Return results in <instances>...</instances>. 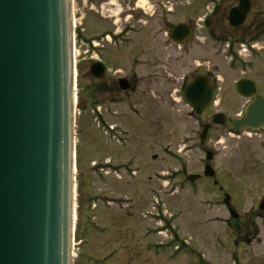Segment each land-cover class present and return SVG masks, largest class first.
Wrapping results in <instances>:
<instances>
[{
  "label": "rangeland",
  "instance_id": "1",
  "mask_svg": "<svg viewBox=\"0 0 264 264\" xmlns=\"http://www.w3.org/2000/svg\"><path fill=\"white\" fill-rule=\"evenodd\" d=\"M161 1L162 8L156 0H73V264H96L87 255L97 256L105 238H127L138 246L148 224L152 241H162L160 249L170 254V258L153 255L152 264H264V210L259 207L264 199V137L227 133L243 102L235 91L236 82L246 76L264 95V0H249L246 22L235 28L226 18L238 0H224V12L219 8V16L208 26L201 19L209 14L213 0ZM162 14H166L162 30L169 32L184 23L192 29L189 39L176 44L158 33L155 17ZM257 30L259 38H250ZM105 31L109 37L100 40ZM243 45L246 55L238 53ZM100 56L109 60V78L126 74L131 82L136 76L139 104L135 103L138 92L127 94L117 85V96L99 93L103 81L97 79L105 75L93 78L89 71ZM244 64L243 75L236 66ZM199 74L214 79L217 96L209 109L195 115L181 96L186 83ZM105 88L111 85L106 83ZM217 112L225 114L228 122L213 130L211 136L217 137L204 144L215 151L206 163L224 190L232 193L238 219L229 218V223L244 222L259 230L250 244L238 243L236 249L224 230L229 216L218 206L206 205L218 200L220 193L210 179L180 187L182 166L201 174L204 155L193 147L203 124ZM108 124L114 126L113 133L102 129ZM101 164L113 167L103 169ZM104 218L114 225L111 233L98 236L95 228L105 223ZM182 240L194 244L207 263L192 262L188 247L182 250Z\"/></svg>",
  "mask_w": 264,
  "mask_h": 264
},
{
  "label": "water",
  "instance_id": "2",
  "mask_svg": "<svg viewBox=\"0 0 264 264\" xmlns=\"http://www.w3.org/2000/svg\"><path fill=\"white\" fill-rule=\"evenodd\" d=\"M248 11V0H239L229 25H241ZM191 34L184 23L169 31L179 44ZM90 73L98 78L101 64L93 63ZM251 84L242 81L237 89L251 94L244 92ZM120 85L126 89L128 82ZM215 94L199 74L184 86L182 100L199 115ZM75 102L73 0H0V264L73 263ZM212 122L223 124V113ZM234 126L263 128L264 98L253 100ZM203 174L214 170L207 164Z\"/></svg>",
  "mask_w": 264,
  "mask_h": 264
},
{
  "label": "flooded vegetation",
  "instance_id": "3",
  "mask_svg": "<svg viewBox=\"0 0 264 264\" xmlns=\"http://www.w3.org/2000/svg\"><path fill=\"white\" fill-rule=\"evenodd\" d=\"M156 1H158V5L157 6L160 5L161 8H162V1L161 0L160 1L156 0ZM206 1H209V0H205V2ZM213 1H214L213 3L209 2V4L212 5L209 14H205L203 19H201V21H204L207 26L210 24L212 19L217 18V16H219L218 15L219 8L221 9L220 12L221 11L224 12L223 11L224 7H225L224 2H223L224 0H213ZM248 2H249V0H248ZM238 3H239V0H238V2H236V4L233 7H238ZM233 7H231L230 10ZM230 10H229V12H230ZM249 10H250V2H249ZM229 12H228V15H227V18H226L227 19V23H228ZM248 12H247V14L245 16V19H244L243 23L246 22V20H247ZM164 15L166 16V14H162V15L156 16L155 20L157 21L158 33L163 34L165 36V38H167V36L169 37L168 32L166 30H162V21L163 20H161V19H162V17ZM225 17L226 16H224V18ZM164 21H165V19H164ZM228 25H229V23H228ZM241 25H239V26H241ZM230 27L233 28L232 26H230ZM138 33H140V31L139 32L138 31L137 32H133V35L134 34L136 35ZM262 33H263V31H262ZM259 34H261L259 30L254 31V32L251 33V37L250 38H253V39L259 38ZM212 36L214 37V35H212ZM108 37H109V31H105L99 36V39L104 41V39H107ZM238 52H240V51H238ZM96 61L100 62L101 66H102V73H101V75L98 78H101L103 75H105V78H103L101 80L97 79L98 81H103L101 83V85H99V93H102V94H104V93L105 94H107V93L110 94L111 93V94H116V96H117V95L120 94L119 91H117V86H118L119 90L126 91L127 94L128 93H132V92H133L132 94H134V92H138V94L140 93V90H139V88L137 87V84H136V82L138 80H136V78H135L136 76L135 75L130 78L131 82L128 81V78H127L126 74L124 76H119V77H117L115 79L109 78V76H107L108 75L107 72L109 71V67H108L109 60L103 58L102 56H100V57H98V59ZM91 65H90V67H91ZM246 65L247 64H244V66H242V65L241 66L240 65L236 66L237 69L243 75L246 74V71L243 70V69H245L247 67ZM89 73H90V71H89ZM90 75L93 77V75L91 73H90ZM93 78H95V77H93ZM206 78L209 80V82L213 85V87L216 90V87H215L216 82L214 81V79L213 78H209V77H206ZM120 79H126V81L128 82V87L126 89H122L121 88ZM242 81H251V82H253L250 78H248L246 76H242L240 78V80L238 82H236L235 91L239 95V97L243 100V102H242V104L240 106V112H239V114H237V118H235L234 120L231 121V126H228L227 133L228 134H231V133L234 134L235 133L237 136H240L239 133L243 131L246 135L263 138L264 137V127L252 130V129L247 128L245 126L238 127V128H236L234 126V121H236L238 119H241V118H243L245 116V111H246L248 105L253 100H255L258 97L264 98V95L259 92L258 86L254 82H253V84H251L250 87H247V88L244 89V92H249L250 90H253V93H251V94L246 93V95L245 94L244 95L241 94L238 91V89H237V85H238V83H240ZM106 83H109L111 85L110 89H106L105 88V84ZM142 92L146 93V89H143ZM140 95L141 94H139L138 101L135 102V103H138V104L140 103V101H141ZM216 96H217V92L215 94V101H216ZM110 98H112V96H110ZM112 99H110V100H112ZM136 99H137V97H136ZM215 101L211 105H213L215 103ZM209 107L206 108L202 113H204L207 109H209ZM97 111H98V114L100 115V117H102L100 109H98ZM213 115L210 117V122L206 121L203 124L200 132L197 134V140H198L197 145L195 147H193V149L197 150L198 153L204 155V161L201 162V170H200L201 174H195V175H198V177L196 179H194V181H191L190 180V175L192 173L187 172L186 168L184 166H182L180 168V171H179L180 172L179 175L181 176L180 177V179H181L180 187L183 186L184 182L187 183V184H190V185H195V184L200 183L203 180L205 181V180L210 179L212 187L217 188L220 193H219V196H218L219 197L218 200H216L214 202L213 201L212 202L208 201L206 203V205L210 206V203H211L212 206H218V207H220L222 209V211L224 213H226L229 216L228 219H225L224 230L228 231V235L231 238L230 242L233 243L234 248L236 249L237 246H238V243L239 244H245V243L246 244H250L254 239H256V237H258L259 230L256 227V225H254L253 228H251L250 226H247V224L244 223V222L243 223L234 222V224L229 223V220H230L229 218H233L234 221H236L238 219V216L237 217H233V215H232V214H237L236 210H235V207H234V204H233L232 193L224 190L223 186L220 185L221 184L220 181L216 180L213 177L215 174L213 176H205L203 174L204 173V167L207 165V163H206V155H207V153L211 154V160H213L214 155H215V151L214 152L213 151H209L207 149V147L204 146V144L209 142L210 139L213 140L214 138L217 137L216 134L214 135V138H213V136H211V133H212L213 130L223 127L228 122L225 114H223V119H224L223 124H215V123L212 122ZM204 126H207V130H206L205 138L201 141L199 136H200ZM102 129L105 132L107 131V132H112V133L115 130L114 126L113 125L110 126L109 124H108V126L106 128H102ZM103 167L105 169H107V167L112 168L113 166L109 165V164H106L104 166V165L101 164L100 168H103ZM115 167L116 168L114 170L118 169L119 166L115 165ZM128 170H129V168H128ZM104 199H105V197H104ZM103 208L110 209V207H103ZM260 210H264V206ZM107 220H108V218L102 219V221H104L106 223V224L103 223L102 224L103 226L102 225L101 226H96V228H95L96 235L99 236L100 234L101 235L104 234V236H106L107 234L111 233V226L114 225L113 222H112L113 220L112 221H107ZM150 231H151V227H150V224H148L147 228H145L143 230V233H142L143 235H141V238H142L141 242L142 243H139L138 246L132 245L127 238L123 239V238H119L118 237V238H105V239H102L104 244L102 245V243H100L102 246H101V250L98 251L97 256L93 255V254L87 255V256L90 257V259L93 258L95 260L96 264H152L153 255L154 256H158L159 258H170V254L165 253L166 251H165L164 248L160 249L161 247H163V242L162 241H159V240L156 241V242L152 241V239L150 237ZM113 232H114V230H113ZM115 235L119 236V230H118V234H115ZM180 243H181V246H182V250H183V248L188 247V249H187V257L190 258L192 260V262H197V263L206 262L205 260L202 259V256L204 254L199 249H197L194 244L190 245L186 240H182V241H180ZM135 247H139V248L137 249ZM154 247H157L158 250H154L153 249ZM104 250H106L105 251L106 253L103 254L102 251H104ZM121 251H123V254H121ZM233 258H234V256H233ZM235 259H236V257H235ZM235 264H239V263L235 261Z\"/></svg>",
  "mask_w": 264,
  "mask_h": 264
}]
</instances>
